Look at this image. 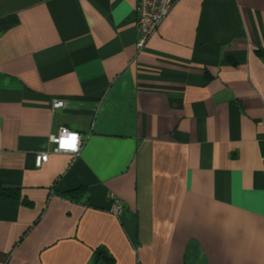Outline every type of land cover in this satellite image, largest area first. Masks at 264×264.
<instances>
[{
    "label": "crops",
    "instance_id": "crops-1",
    "mask_svg": "<svg viewBox=\"0 0 264 264\" xmlns=\"http://www.w3.org/2000/svg\"><path fill=\"white\" fill-rule=\"evenodd\" d=\"M136 2L0 0V264H264V0Z\"/></svg>",
    "mask_w": 264,
    "mask_h": 264
},
{
    "label": "built area",
    "instance_id": "built-area-1",
    "mask_svg": "<svg viewBox=\"0 0 264 264\" xmlns=\"http://www.w3.org/2000/svg\"><path fill=\"white\" fill-rule=\"evenodd\" d=\"M176 0H137L136 2V28L138 32V47L145 46L149 38L154 35L170 12L172 6ZM63 105L62 100H54L52 102L53 108H58ZM72 137H75V141H72ZM50 143H53V152H66L77 153L82 145L79 133L68 130L61 127L57 134H50ZM74 144V146H72ZM49 152H42L35 155V166L40 167L44 162L48 160ZM110 212L114 215H120L124 206L120 200L110 195Z\"/></svg>",
    "mask_w": 264,
    "mask_h": 264
},
{
    "label": "trees",
    "instance_id": "trees-1",
    "mask_svg": "<svg viewBox=\"0 0 264 264\" xmlns=\"http://www.w3.org/2000/svg\"><path fill=\"white\" fill-rule=\"evenodd\" d=\"M17 22L15 15H9L4 18H0V33L7 30ZM77 191V190H76ZM14 194V193H13ZM70 198H76L75 191L66 193ZM95 262L94 264H113V257L103 250H95Z\"/></svg>",
    "mask_w": 264,
    "mask_h": 264
},
{
    "label": "snow or ice",
    "instance_id": "snow-or-ice-1",
    "mask_svg": "<svg viewBox=\"0 0 264 264\" xmlns=\"http://www.w3.org/2000/svg\"><path fill=\"white\" fill-rule=\"evenodd\" d=\"M71 139H72L73 142L75 141V137H72ZM72 146H74V144Z\"/></svg>",
    "mask_w": 264,
    "mask_h": 264
}]
</instances>
